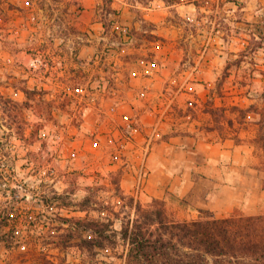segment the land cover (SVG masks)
<instances>
[{"label": "rangeland", "instance_id": "rangeland-1", "mask_svg": "<svg viewBox=\"0 0 264 264\" xmlns=\"http://www.w3.org/2000/svg\"><path fill=\"white\" fill-rule=\"evenodd\" d=\"M176 2L197 11L181 16ZM149 7L165 12L160 24L146 16ZM156 40L178 61L161 88L165 116L199 121L215 138L242 142L250 164L263 160L252 139L264 119V0H0V264L42 262L31 245L44 234L38 224L84 216L75 209L87 198L92 219L120 211L116 229L132 210L129 197L140 200V182L127 190L123 160L113 158L111 138L128 131L108 121L128 80L112 61L128 60L122 48ZM85 45L98 57L80 54ZM168 204L174 216L189 208ZM249 206L238 209L248 214ZM117 240L97 250L99 264H124L126 245ZM80 256L76 247L60 255L65 263Z\"/></svg>", "mask_w": 264, "mask_h": 264}, {"label": "crops", "instance_id": "crops-1", "mask_svg": "<svg viewBox=\"0 0 264 264\" xmlns=\"http://www.w3.org/2000/svg\"><path fill=\"white\" fill-rule=\"evenodd\" d=\"M176 4L181 16L193 17L197 11L193 3ZM188 5L192 6L190 11L186 9ZM164 14L163 10L149 7L146 16L160 24ZM163 28L159 26L158 34L166 36ZM165 43L156 40L146 47L122 48L118 55H129L128 60L112 61L119 70H127L128 89L112 104L111 109L115 110L110 113L108 124L116 132L126 129L130 122L139 129L132 133L124 152L122 183L135 193L138 180L141 187L136 194L143 202L164 198L169 207V199L174 198L188 203V211L178 215L181 218H196L203 213L226 215L247 200L248 214L258 213L264 198L262 171L257 164L248 162L250 156L243 143L234 137L218 139L209 135L198 125L199 121L179 123L165 116V108L159 103L161 88L171 74V66L178 64ZM93 50L95 46L85 45L80 54L88 57L89 52L97 58ZM178 51L183 53V48ZM184 94L190 95L181 92Z\"/></svg>", "mask_w": 264, "mask_h": 264}, {"label": "trees", "instance_id": "trees-1", "mask_svg": "<svg viewBox=\"0 0 264 264\" xmlns=\"http://www.w3.org/2000/svg\"><path fill=\"white\" fill-rule=\"evenodd\" d=\"M256 123L258 134L252 142L263 152L257 167L264 169V119ZM129 199L132 210L121 219L119 229L114 222L120 211L109 209L107 216L92 219L88 198L75 209L84 216H59L38 224L44 234L31 245L42 262L30 264H99L94 259L97 250L116 245L118 237L126 245L124 264H264V211L245 214L236 208L222 216L209 213L188 219L174 216L164 198H152L148 204L133 196ZM56 220L61 225H54ZM74 247L86 257L65 263L60 255Z\"/></svg>", "mask_w": 264, "mask_h": 264}, {"label": "built area", "instance_id": "built-area-1", "mask_svg": "<svg viewBox=\"0 0 264 264\" xmlns=\"http://www.w3.org/2000/svg\"><path fill=\"white\" fill-rule=\"evenodd\" d=\"M114 110L115 108H112V111ZM126 128H127L128 133L122 132L119 134L118 137L111 138V142L115 149L114 154H113V158L115 160H121V161L123 160L124 152L132 139V133L139 130L138 127L131 122L126 126Z\"/></svg>", "mask_w": 264, "mask_h": 264}]
</instances>
